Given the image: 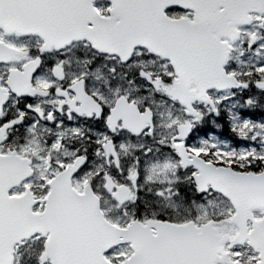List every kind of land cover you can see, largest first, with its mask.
<instances>
[{"label": "snow or ice", "instance_id": "6c2138e0", "mask_svg": "<svg viewBox=\"0 0 264 264\" xmlns=\"http://www.w3.org/2000/svg\"><path fill=\"white\" fill-rule=\"evenodd\" d=\"M0 264H264V0H0Z\"/></svg>", "mask_w": 264, "mask_h": 264}]
</instances>
